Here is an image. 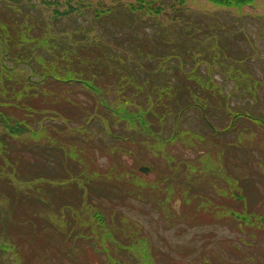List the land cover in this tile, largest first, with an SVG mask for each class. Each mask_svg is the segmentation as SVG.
<instances>
[{"label": "rangeland", "instance_id": "obj_1", "mask_svg": "<svg viewBox=\"0 0 264 264\" xmlns=\"http://www.w3.org/2000/svg\"><path fill=\"white\" fill-rule=\"evenodd\" d=\"M159 4L0 1L5 59H44L70 105L0 150V264H132L139 239L188 261L254 264L231 243L264 257L257 227L218 224L229 206L264 215V0Z\"/></svg>", "mask_w": 264, "mask_h": 264}, {"label": "trees", "instance_id": "obj_2", "mask_svg": "<svg viewBox=\"0 0 264 264\" xmlns=\"http://www.w3.org/2000/svg\"><path fill=\"white\" fill-rule=\"evenodd\" d=\"M3 3L6 0H0ZM12 1V0H10ZM78 2L84 0H77ZM162 0H138V6L140 9H150L152 13L159 14L161 12V5L159 4ZM213 5L225 8H236L238 11L247 6H252L256 2V0H207ZM180 3L184 6L186 0H180ZM174 4H171L173 6ZM71 9V8H70ZM74 10V8H72ZM63 13V12H62ZM61 14V13H60ZM64 14V13H63ZM15 20H12V24ZM1 45V43H0ZM43 51V50H42ZM4 53L0 51V94L4 98H8L6 104L3 105L0 109V125L4 127L2 131H0V150L3 153V156L10 158L13 155L14 148H11L9 143V139L19 140L23 142L26 136H20L25 134L26 126L32 130V135H37L38 131L48 125L47 120L50 117V109L54 108L57 112L63 114L70 107V105L66 104L64 100H53L52 97L54 95L52 86L55 83H60L61 81L54 80L49 76H42L37 69L33 67V63H43L44 59H40L37 61L36 59H29L26 61L14 60L12 58H8V61L4 57ZM7 62H10L12 65L15 64L14 68L7 66ZM31 68V72L28 74H23L17 71L18 68L23 67ZM70 81H65L63 83H67ZM50 105L48 106V101ZM49 107V108H48ZM34 114L37 117H40L42 120L41 125L34 123L28 120L27 115ZM241 116V115H238ZM57 117V116H56ZM254 119V118H253ZM260 123H263L261 119L255 118ZM58 126V125H56ZM44 130V129H43ZM48 128L45 129L47 132ZM19 136L18 138H15ZM30 136V135H29ZM41 139H44L45 136H39ZM22 138H24L22 140ZM46 138V140H48ZM1 156V154H0ZM7 160V159H6ZM1 183V182H0ZM39 190L41 189H37ZM233 192H230L232 195ZM219 214L223 215L218 221V224L228 222L229 226L232 224L237 225V227H257V232L260 234H264V215H250L243 216L234 211H232V207L223 208L219 212ZM227 214V217L224 215ZM215 219V218H214ZM213 221L207 223H201L200 225H208L213 224ZM216 223V221H214ZM236 227V226H235ZM137 246L140 247L137 252H132L129 255V258L132 260V264H247L244 261H238L239 263H234L233 261L225 260L221 255L216 254L214 251H205L203 250L197 256H195L192 260H185L184 257L189 255H181L179 257H175L173 255L169 256L166 253H155L151 247H149V243L146 239H139ZM229 245L231 248L232 254L236 255L238 258L248 259L250 261H254V264H264V257H262L259 249L257 248V254L254 253L253 249H248L247 251L242 250L240 247L236 245ZM254 243H248V246L253 247ZM256 245H258V240ZM255 245V246H256ZM228 249V246H226ZM264 249V246H262ZM105 264V263H102ZM251 264V263H250Z\"/></svg>", "mask_w": 264, "mask_h": 264}]
</instances>
